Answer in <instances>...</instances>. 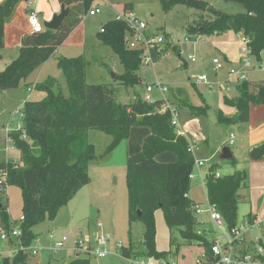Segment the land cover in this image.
<instances>
[{"label": "trees", "instance_id": "trees-1", "mask_svg": "<svg viewBox=\"0 0 264 264\" xmlns=\"http://www.w3.org/2000/svg\"><path fill=\"white\" fill-rule=\"evenodd\" d=\"M69 8V14L58 31L44 30L41 33L26 34L22 38L18 57L0 72V91L17 89L22 81L46 63L64 44L74 30L89 14L97 0H58ZM164 11L169 12L181 5L199 14L187 27V39L223 35L228 32L240 34L249 40L253 56L262 60L264 52V0H223L243 7V12L226 14L211 7L204 0H159ZM126 8L131 5L126 4ZM98 33L102 45L110 47L119 57L124 73L116 75L115 83L134 88L141 82L139 72L143 66L142 52L131 50L126 45L127 26L111 20ZM170 39V35L166 34ZM4 9L0 5V50L5 48ZM181 57L180 50L175 46ZM156 62H159V60ZM89 62L84 56L59 57L57 67L62 71L68 85L69 97L65 96L58 81L49 77L37 83L34 90L45 93L40 101L24 104V131L28 140L14 134V141L21 154L22 162L9 165L8 186L18 185L24 191V220L15 222L22 231L20 242L29 247L35 241L32 228L44 220L53 221L59 210L72 201L78 192L91 183L90 163L96 160L95 147L89 141L92 130L100 131L112 138L105 150L110 154L127 140L131 128L147 127L151 134L145 139L140 153L127 158L128 221L142 223L144 227L141 246L142 255L156 260H168L171 251L157 248V226L155 214L162 210L168 228L179 231L181 240L172 234L171 245L180 246L204 244L209 251L210 244L195 233L196 220L192 213L195 203L188 197L195 170V159L188 151V141L178 136L172 126L169 112L161 113L159 103H146L141 97L135 102H118L115 85H90L86 80ZM238 96L223 98V104L235 108L237 114L226 116L221 110L217 114L220 125L245 124L250 120L251 106H264V82L255 90L249 81L238 83ZM178 107L188 108L197 117L207 116V104H191L183 90H176ZM171 152L176 154L175 163H161L157 156ZM249 157L253 161L264 158V144L254 148ZM235 163V159H231ZM220 166L211 165L207 175V197L222 214L228 228L239 223V202L243 198L240 190L248 180L246 171L216 177ZM141 213V215H139ZM250 219L252 215L248 216ZM1 225L9 232L10 219L0 199ZM136 245L130 240L122 247L120 254L129 260L139 257ZM29 253L18 250L13 257H0V264H29ZM48 264H56L49 262ZM69 264H91L89 256L75 255Z\"/></svg>", "mask_w": 264, "mask_h": 264}, {"label": "rangeland", "instance_id": "rangeland-1", "mask_svg": "<svg viewBox=\"0 0 264 264\" xmlns=\"http://www.w3.org/2000/svg\"><path fill=\"white\" fill-rule=\"evenodd\" d=\"M12 3H10V2ZM31 6H38L43 9L51 7L52 0H30ZM210 3L211 7L216 8L220 12L226 14H237L243 12V7L234 4L226 3L223 0H204ZM93 5V10L101 9V13L96 16L87 15L82 22L81 31L84 32V46H79L75 49L62 48L54 58H50L47 65L36 69L26 81H22L17 89L0 91V131L3 126L18 121L16 112H23L22 106L26 100L37 101L45 98L46 94L34 90L37 83L45 82L49 77L55 78L62 88L65 96L69 97V89L67 81L61 70L57 67V59L59 57L84 56L89 65L86 71V80L90 85H115L118 89V102L130 104L136 101L138 95L143 96L148 84L160 82L170 88H181L187 92L193 105L203 106L198 91L200 90L208 99L211 109L207 116L200 119L201 124H198L200 130L204 132L208 141L199 142L198 157L202 160H209L206 166L211 164H220L218 172L222 175H232L236 172L246 170L251 180L250 198L248 199V181L240 190V195L243 196L239 202V223L242 224L251 212L252 204L256 203L259 208L264 206V162L253 161L247 153L248 142L245 137L239 138L236 135L235 144L230 145L231 134L235 133L233 127L220 125L217 122L218 109L221 106V90L216 87L209 93V87L203 83L194 85L195 78L200 75H206L208 81L213 83L214 71L210 63L203 64V59L211 60L218 54V49L215 48L214 41L216 39L203 37L191 41L187 39V27L191 24L196 16L197 11L188 10L186 7L178 5L173 10L166 12L162 8L159 0H97ZM127 3L133 4L136 13L143 20H146L150 28L158 29L160 32H167L172 35L176 47L180 49L181 57L176 51H173L169 56L163 53L159 62L155 65H143L139 74L141 82L134 88H126L119 83H115L113 74L121 75L124 73V68L119 61V57L114 51L105 45H102L98 33L103 26L115 17L117 10L124 9ZM11 4L14 7V13L17 15V22L22 26V32L27 30L28 14L26 8L28 3L19 0L17 3L13 0H8L5 6ZM4 6V4H2ZM10 6V5H8ZM4 9V8H3ZM43 20V19H42ZM43 22V21H42ZM79 33V32H78ZM19 36V35H18ZM17 36V37H18ZM74 41V39L72 40ZM9 46L7 51H2L0 59V72L17 58L18 51ZM190 56H195L197 62H191ZM185 62L188 63L185 65ZM251 87L255 90L257 85L264 82V70L256 69L249 74ZM227 83H231L227 82ZM235 85V84H234ZM230 86L225 91L228 95L237 96L235 87ZM199 91V92H200ZM212 93V94H211ZM214 93V94H213ZM189 110H184L181 113L183 122L188 123L192 118L189 116ZM10 116V117H9ZM193 125H185L188 129ZM91 134V142L96 146V160L92 161L89 166V174L91 183L82 188L76 197L66 206L62 207L56 218L53 221L44 220L32 228L35 238L42 237L39 242L41 250L38 255L29 257V264H48L53 259L56 264H69L75 256V253H69L68 250H62L57 253L51 250V240L49 235L53 234L56 240L64 236L69 238L67 245L75 247L80 241H84L85 245L95 247L96 241L101 237L110 239L109 249L110 257L99 259L95 256H89L91 264H130L120 254L119 248L127 246L132 240L137 248L139 258H145L142 255L141 243L143 241L144 227L142 223H133L131 226L128 221V189H127V158L128 151L126 145L117 147L110 154H105L107 146L111 142V137L96 131ZM191 133V132H190ZM231 148L240 161V166L234 165L230 160H221L220 155L224 148ZM22 162L19 152L14 156ZM205 162V161H204ZM209 164V165H208ZM258 164V166H255ZM210 167V166H209ZM205 168L202 172H205ZM200 181H194L191 185V197L196 200L205 201L207 199V190L202 187ZM0 199L7 209L9 214L10 224L19 221L24 215L25 201L24 191L21 186H8L7 196L0 191ZM255 199H260L261 204ZM157 226V247L160 251H171L170 260L175 259L179 264H188L195 262L199 247L195 246H180L179 251L174 255L176 247L171 245L172 234L178 240H181V235L177 230H170L165 222L162 210L156 213ZM102 224L100 228L98 224ZM6 230L1 225L0 220V251L9 244L7 240L1 239ZM255 233L260 236L262 231L255 229ZM37 235V236H36ZM87 241V242H85ZM88 243V244H87ZM72 253V254H71ZM187 258V259H186ZM186 259V261H185Z\"/></svg>", "mask_w": 264, "mask_h": 264}, {"label": "built area", "instance_id": "built-area-1", "mask_svg": "<svg viewBox=\"0 0 264 264\" xmlns=\"http://www.w3.org/2000/svg\"><path fill=\"white\" fill-rule=\"evenodd\" d=\"M100 13V8L89 11V15L91 16ZM115 20L126 24V45L131 50L142 52L143 65L154 66L157 63L156 59L158 61L160 56L168 51L166 55L169 56L175 47L170 39L166 37V34L151 30L148 22L139 17L130 8L124 7L123 10L117 13ZM28 22L31 26V33H41L46 30L44 25L39 21L36 13L29 14ZM101 31L103 32V29ZM239 44L240 63L237 67H232L228 70L229 81H235L237 83L249 81V74L253 70L264 68L253 56V51L247 38L242 36ZM189 60L193 63L197 61L195 56H190ZM212 65L216 72H221L226 68V62L220 57L213 58ZM195 83H203L210 88L213 87V83L208 81L206 75L196 77ZM142 99L149 104L158 102L161 113H170L172 126L175 128L178 136L187 139L188 151L195 159V170L191 173L190 180L192 183L194 181H200L201 186L206 188L208 170L204 173L202 172V169L206 166V162L196 158V153L199 151V144L196 139L201 136V133L198 132L195 135L196 139L192 140L182 130L180 125L181 110L173 99L171 88L160 82L149 84L145 89V94ZM16 115L18 121L3 126L0 131V142H2L3 151L6 154V160L0 164V191L6 196L9 181V165H18L15 161L9 160V154L18 151L13 135L19 134L21 139L28 140L24 131V113L17 111ZM234 141L235 136L231 135L229 144L233 145ZM221 176L219 172L216 173L217 178ZM192 213L196 220V235L206 239L210 244L209 251L206 250L204 244L191 245L200 247L201 249L194 264H264V211L252 216L251 219L248 217L242 224L238 223L234 228H228L222 214L215 205L210 203L208 197L202 203H194ZM23 220L24 218L22 217L20 221L22 222ZM98 226L101 228L102 224L100 223ZM255 229L262 231L263 235L256 234ZM21 235L22 231L16 224L9 232L3 233L1 239L8 241L13 238L18 241V250L26 251L30 256L38 255L41 247H33V245L29 247L23 246L20 242ZM49 238L52 244L50 246L51 250L55 253L72 249L75 255L95 256L99 259H106L111 255L109 249L110 239L104 236H101L96 241L94 250L93 247L85 245L84 241H80L75 247L68 246L69 238L67 236L56 240L54 235L51 234ZM122 247L119 248V251ZM128 261L130 264H179L175 259L156 260L146 257L132 258Z\"/></svg>", "mask_w": 264, "mask_h": 264}, {"label": "crops", "instance_id": "crops-1", "mask_svg": "<svg viewBox=\"0 0 264 264\" xmlns=\"http://www.w3.org/2000/svg\"><path fill=\"white\" fill-rule=\"evenodd\" d=\"M13 1H15L17 3L19 0H13ZM23 1H25V2L28 3V6L26 8L27 14L29 15L30 13H36L37 16H38L39 21L43 25L45 23H47V22H50L55 15L60 14L61 8H62V5L59 3L58 0H52L51 7H49L46 10L43 9V8H41V6L39 7L38 4L35 7L34 6H31V1L30 0H23ZM7 2H8V0H0V5L4 4L3 8H4V18H5V38H4L5 48L2 49V50H0V59L2 58V51H7L9 49V46L10 47H13L12 50L14 48L17 49V51H18V54L17 55H19V50H20V47H21L22 38L26 34H30L31 33V26L29 25L28 20H27V25H26V29L27 30H25V31L22 32V26L18 24V22H17V15H15L16 13H14V10H13L14 7H11V4L12 3L10 1L9 2L11 4H8L10 6H8V5L5 6ZM96 3L97 2H94V4H96ZM127 4L131 5V8L130 9H132L134 12H136L135 7H134L133 4H130V3H127ZM91 10H93V7H92ZM118 12H119V10H117L116 15H117ZM116 15H115V17H116ZM115 17L111 18V20H115ZM150 29L153 30V31H156V32H160V31H158V29H153V28H150ZM81 30H83L82 29V23L74 30V32L64 42V44L61 45L56 50V52L54 53V55L52 56V58L56 57V55L60 52V50H62V48H65L66 47V48H68V51H70L69 49H75V48H77L79 46L80 47L81 46H84V40H83L84 38L80 42V39H81V37H83V34H84V32L81 31ZM161 33H163V32H161ZM164 34H169V33H167V32L165 33L164 32ZM170 37H171L170 38L171 43L174 46H176V44L174 43V40H173L172 35H170ZM203 37H206V36H202V37H199V38H203ZM241 37L242 36L240 34H236V33H233V32H228V33L223 34V35H214V36L208 37V38L216 39V41H214V45H215V48L218 49V54L216 56H214L213 58H215V57L222 58L226 62V68H225V70H223L221 72H216L215 69H214V66L212 65V59L213 58L211 60H208V59H205V58L202 60L203 61V64L210 63L212 65L213 71H214V80H213L214 84H213V87L210 88L208 85H206V84H204V85H206L207 87H209V93L212 92L214 90V88H216V87H218L221 90L220 94H221V97H222L221 98L222 99V101H221L222 108H219L218 110H221L226 116H229V117L235 116L237 114V111H236L235 108L225 106L223 104V98L224 97H227L229 99H233V98H236L238 96V94H237V96L228 95L226 93L225 89L226 88H230V86H233L234 84H235L234 87L236 89V86L238 84L235 81H231L230 84L227 83V82H230L229 79H228L229 78V76H228V70L230 68H232V67H237L239 65V63H240V51H239L240 44H239V41H240V38ZM199 38H197V39H199ZM73 39H74V41H72ZM64 57L73 58L75 56L67 55V56H64ZM48 62L44 63L42 67H44L45 65H47ZM259 63L262 64V66L264 67V52L262 53V60L259 61ZM187 64L188 63L185 62V65H187ZM155 65H154V67H155ZM262 70H264V68ZM253 71H255V70H253ZM115 75H117V74H115ZM249 82H251L250 79H249ZM194 85H197V84L194 83ZM176 90H183V89H181V88H171V92H172L173 99H174L175 103L177 104V106H179L178 103H177V101H176L175 93H174ZM183 91L185 92V90H183ZM199 91H198V94L200 96L201 102L204 103V104H207L210 107V109H211V106L209 104L208 99L205 97V95L201 91L200 92ZM143 96L138 95V97H141V98ZM185 96L188 99V101L191 104H193L191 102L190 97L188 96L187 92H185ZM27 101H30V99L29 100H26L24 102V104ZM37 101H40V100H37ZM23 106H22V108H23ZM186 109L189 110L188 108H183V109L180 108L181 113H183V111L186 110ZM189 113H190L189 116L192 118V120H190L188 123H186V122H183L182 119H181L180 125H181L182 130L185 131L187 133V136H189V138H191L192 140H195L196 139L195 138V135L198 132L201 133V136L198 139H196L197 142H198V144H199V142L201 140L207 142L208 141V138L206 137V135L204 134V132L202 130H200V128L198 127V124H201L200 119H202L203 116L202 117H197V116L193 115L190 110H189ZM187 124L193 125L192 128L188 129L187 127H185V125H187ZM230 127H233L234 130H236V134L235 133H232L231 134V135H234L235 136V140H236V135H238L239 138L241 136H243V137H245V139H247V142H248L247 153H248V156H249L250 152L254 148L259 147V146H261V145L264 144V106H259V107L251 106V108H250V120H249V122L248 123H245V124L231 125ZM93 132H95V131L92 130L89 133V141L91 140L90 138H91V134ZM150 134H151V130L149 128H147V127H134V128H131L129 138L127 140H125L124 142H122L119 146H122L123 144H125L126 145V148H127V151H128L127 152L128 153V157L129 156H133V155L138 154V153H140L142 151L144 141H145V139ZM111 141H112V138H111ZM90 143L92 145H94V143H92L91 141H90ZM94 147L96 148L95 145H94ZM231 151H232V154H233V157L232 158L235 159V163H233V164L236 165V166H240V161L241 160L240 159L238 160L236 158L235 152L232 149H231ZM16 153L19 154V151L11 152L9 154V160L15 161L17 164H19V161L16 158H14V156H16ZM198 153H199V151H197V153H196V158L199 159V160H202V159H200L198 157V155H197ZM5 160H6V154L3 151L2 142H0V164L3 163ZM156 160L158 162H161V163H175L178 160V157L174 153L167 152V153H163V154H160L159 156H157ZM202 161L208 162L209 160H202ZM260 162H264V158ZM261 164H264V163H261ZM211 165H218V166H220V164H218V163L217 164H211ZM211 165H209V166H211ZM209 166H207L205 168V171H207L209 169ZM255 166H258V164H255ZM263 169H264V167H263ZM196 171H197V169H196ZM244 171H246V170L244 169ZM247 181H248V199H249L250 198V194H251L250 187H249V186H251V180L249 178V175H248V180ZM189 198H191L195 203H202L203 202L201 200H196V199L192 198L191 197V193H189ZM262 199H264V198L262 197L261 200ZM255 201L259 202L260 199L259 200L258 199H255ZM259 203L261 204L262 202L260 201ZM263 211H264V206L262 208H259V205L258 204L256 205V203H254L251 206V212H250V214L252 216H255L256 214H260ZM155 216H156V214H155ZM19 221H15V222H19ZM15 222H13L12 225L10 224L11 225L10 230L15 226V224H14ZM42 240L43 239H42L41 236L40 237L37 236L36 239H35V241L32 244L33 247L34 246H39V242L42 241ZM8 242H9V244L6 245L3 250L0 251V257H13L14 254L18 251L19 244H18V241L17 240L11 238V239L8 240ZM68 251H69V253L72 252L74 254V252L72 251V249H70ZM200 252H201V249H200ZM199 253H198V255H199ZM186 259H185V261H186ZM51 261H54V260L51 259L49 262H51ZM28 263H29V261H28ZM194 263L195 262L192 261L191 263H188V264H194Z\"/></svg>", "mask_w": 264, "mask_h": 264}, {"label": "water", "instance_id": "water-1", "mask_svg": "<svg viewBox=\"0 0 264 264\" xmlns=\"http://www.w3.org/2000/svg\"><path fill=\"white\" fill-rule=\"evenodd\" d=\"M68 14H69V8H66L65 5H62L60 14L55 15L50 22L45 23L44 27L47 30L58 31L65 22ZM113 78L114 79L116 78L115 74H113ZM232 157H233L232 151L228 147L224 148L222 154L220 155L221 160H231ZM139 215H141V213H139Z\"/></svg>", "mask_w": 264, "mask_h": 264}]
</instances>
